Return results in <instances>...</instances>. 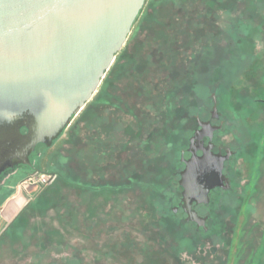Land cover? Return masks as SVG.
<instances>
[{
	"label": "rangeland",
	"instance_id": "obj_1",
	"mask_svg": "<svg viewBox=\"0 0 264 264\" xmlns=\"http://www.w3.org/2000/svg\"><path fill=\"white\" fill-rule=\"evenodd\" d=\"M127 43L132 76L147 82L100 84L36 146L32 168L1 180L0 264H264V0H146ZM212 93L227 121L219 140L235 155L232 186L204 208V232L172 214L169 186H155L171 182L163 151L178 108L194 99L209 110Z\"/></svg>",
	"mask_w": 264,
	"mask_h": 264
},
{
	"label": "water",
	"instance_id": "obj_2",
	"mask_svg": "<svg viewBox=\"0 0 264 264\" xmlns=\"http://www.w3.org/2000/svg\"><path fill=\"white\" fill-rule=\"evenodd\" d=\"M145 2L0 0V128L19 123L18 129H26L6 166L13 158L27 164L29 152L71 124L97 92ZM212 103L211 117L216 118L214 95ZM198 123L199 137L218 128L208 121ZM229 155L205 149L201 156L184 160L179 183L187 221L206 229L205 218L191 205L207 203L215 187H229L222 186L221 178Z\"/></svg>",
	"mask_w": 264,
	"mask_h": 264
},
{
	"label": "flooded vegetation",
	"instance_id": "obj_3",
	"mask_svg": "<svg viewBox=\"0 0 264 264\" xmlns=\"http://www.w3.org/2000/svg\"><path fill=\"white\" fill-rule=\"evenodd\" d=\"M127 42H128V39H127L124 47L128 44ZM149 58H148V60H149ZM114 61H115V59H114ZM212 95L215 96V94L214 93L211 94V103H212ZM200 97H202V94L200 95ZM205 101L200 100V102L197 101V104H192V106H190V112H188L185 115V118L183 119L184 124H183V127H181V130L175 129L174 135H171L172 139L174 140V143L177 145L176 157L174 160L175 162L172 166V171H171V178L172 179H171L170 183L159 185V186H169V190L171 191V196H173V197L175 196L177 199L176 205L171 207L172 214L175 215L180 221L188 223V224H193V225H195L196 230L201 229L204 232L207 231V229H208L207 222H208V218H209L207 215L208 212L206 213L204 208L209 205L210 198L212 197V195L214 193H216L218 191H220V192L226 191L230 188V186H232L231 185V183H232L231 174L232 173L230 172V169H232V168L230 167L229 164L235 155V150H232L228 144H225L222 141V139L219 140V136L221 135V132L224 130V128L227 124L226 119L221 117L218 109H217V117L212 118L211 117L212 105H211V109L208 110L206 105H205L206 104ZM216 106H217V104H216ZM201 110H207L208 111V117L203 118L202 116H200L198 111H201ZM196 112H198V113H196ZM199 121H202V122L208 121L210 126L218 127V128L213 129L211 131V136L208 135L209 130L206 129L204 131L205 134L202 137H199L200 130H201V126L198 123ZM18 126H19V123H15L14 125L2 126L0 128V170H1L0 182H1V180H3L11 172L16 170L20 166L21 167L22 166H28L29 168H32L31 163L29 162V156L34 151L28 153V155L26 157L27 164L23 163L21 160L13 158L11 163H10V166H6V162H7L6 158H8L14 152L15 148L17 147V145L22 140V135H24L26 133V129L24 127L20 126L18 129ZM94 132H95V130H94ZM86 135H84V138ZM100 139L101 138L98 137V141H96V142H99V144L101 142ZM205 149H209L213 154H219L221 156H224V155H226V153L230 152L229 157L226 160H224V162H223L222 177H221L222 178V186H229V187L227 189H223L221 187H215V188L210 190V192L208 194V202L207 203L204 204V203L192 202V205H191L192 210H194L198 216L205 218L204 225H205L206 229H204L202 226H198L195 222H191V221L186 220L187 214L185 213V211L183 209L184 203L182 201V194H181L182 193V187L179 183L180 172L185 167L184 160H188L192 156H201L203 153V150H205ZM33 171H34V169H33ZM178 192H179V195H178Z\"/></svg>",
	"mask_w": 264,
	"mask_h": 264
},
{
	"label": "trees",
	"instance_id": "obj_4",
	"mask_svg": "<svg viewBox=\"0 0 264 264\" xmlns=\"http://www.w3.org/2000/svg\"><path fill=\"white\" fill-rule=\"evenodd\" d=\"M167 8H168V6H166ZM165 7V8H166ZM166 8V9H167ZM152 15V14H151ZM153 16V15H152ZM152 20V19H151ZM153 22H155L156 20H155V18H153V20H152ZM185 21L187 22L188 20H186L185 19ZM165 26H167V24L165 25ZM169 28H173V26H170ZM175 31H174V33L172 34V33H169L170 35H169V37L167 36V39L166 40H168L169 42H168V44H166L165 45V40H164V46H162V40H160V43H161V47H159V40H157L156 38H155V42H157L158 44V46L157 47H159V48H161L159 51V53H161L163 56H166V57H168V54L171 56L172 55V50H173V45L174 44H176V42H175V40L176 39H178V31H180L181 29H174ZM183 32V31H182ZM181 32V33H182ZM169 38V39H168ZM172 42V43H171ZM168 47V48H166V47ZM159 48H157L156 50H158ZM165 48V49H164ZM125 47H123L122 48V50L117 54V56H116V58H115V61L113 62V64H112V66L109 68V70L106 72V74H105V77L103 78V80H102V86H104V87H106V86H108V85H116L117 83H119V84H122L123 82H124V79H125V76H128V75H130L131 77H133V79H137V77H139L138 75L136 76L135 74V76L136 77H134V76H132L133 74H132V72H131V70L132 71H134V72H136V70L135 69H133V67L130 65V67H128V62H127V60H125V58L128 56H126L125 55ZM155 50V51H156ZM166 51V52H165ZM158 52V51H157ZM146 55H148V56H150L149 54H146ZM149 58V57H148ZM147 58V59H148ZM146 59V60H147ZM140 67V64H136L135 65V68L136 69H138ZM155 69V68H154ZM139 70V69H138ZM133 72V73H134ZM151 72L152 73H154V70H151ZM129 73V74H128ZM152 73H149V74H152ZM143 80H141L140 78H139V81L138 80H136L135 82H136V84L137 85H139L141 82H147V80L145 79V78H142ZM174 79H166V84H168V85H166V88H165V90H164V92L165 91H168V92H170V87L172 86V83H174V81H173ZM116 83V84H115ZM118 85V84H117ZM147 87V86H146ZM176 87V86H175ZM149 88V87H148ZM169 94H171V92L169 93ZM195 101V102H194ZM192 104H197V100H194L193 99V103ZM188 112H190V105L189 106H183V105H181L179 108H178V110H177V112H176V115L177 116H179V119H178V123H176V127H175V129H178V130H181V127H183V124H184V118H185V115L188 113ZM174 129V130H175ZM174 130L173 131H171L170 132V139H169V143L167 142L166 144H168L169 145V147H170V150H169V152L168 151H163V153H164V155L167 157L168 155H172L171 156V158H169V160H170V162L166 165V167H165V169H166V173H167V171L169 170L170 171V176H171V171H172V166H173V164H174V160H175V157H176V151H177V145L174 143V140L172 139V137H171V135H174ZM167 146V145H166ZM160 154H162V152L160 153ZM168 157H170V156H168ZM168 159V158H167ZM162 168V167H161ZM171 178V177H170ZM61 179V178H60ZM172 179V178H171ZM57 181H59V180H56V182ZM61 184H64L65 183V181H63V179H61L60 181H59ZM159 184L158 183H156V189L158 190V191H160L161 192V190L159 189ZM160 188H161V186H160ZM167 188V187H166ZM166 193V192H165ZM164 193V194H165Z\"/></svg>",
	"mask_w": 264,
	"mask_h": 264
},
{
	"label": "built area",
	"instance_id": "obj_5",
	"mask_svg": "<svg viewBox=\"0 0 264 264\" xmlns=\"http://www.w3.org/2000/svg\"><path fill=\"white\" fill-rule=\"evenodd\" d=\"M29 179H30V177H29ZM45 183H46V182H45ZM45 183H44V184H45Z\"/></svg>",
	"mask_w": 264,
	"mask_h": 264
}]
</instances>
